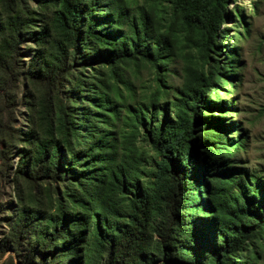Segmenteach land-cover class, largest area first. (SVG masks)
Returning a JSON list of instances; mask_svg holds the SVG:
<instances>
[{"label":"trees","instance_id":"16d2710c","mask_svg":"<svg viewBox=\"0 0 264 264\" xmlns=\"http://www.w3.org/2000/svg\"><path fill=\"white\" fill-rule=\"evenodd\" d=\"M229 1L60 0L56 23L63 38L54 41L50 62L43 64L45 72L54 74L30 75L49 88L52 75L64 81L80 38L88 50L83 64L106 68L113 80L98 81L96 97L84 112L89 146L78 149L74 124L72 135L65 129L63 141L38 143V156L51 168H61L63 162V174L70 172L66 176L88 179L90 187L96 183L88 186L92 207L80 200L87 215L49 218L53 233L48 234V227L39 231L41 244L53 247L52 241L64 238L61 247L74 256L77 244L89 235L92 244L107 250V264H125L150 245L155 251L148 264L162 259L172 264L168 255L177 256L175 264H244L242 259L261 264L264 177L239 164L245 135L230 117L235 107L229 91L220 93L224 83L236 86L237 49L225 47L221 67L212 56L221 52L214 47L220 22L242 18L239 11L225 14ZM7 3L0 0L6 11ZM19 32V21L0 13V93L15 79L8 57ZM48 35L43 28L37 39ZM143 71L153 83L139 101L130 77ZM177 75L181 82L172 83ZM195 210L203 217L194 216ZM30 223L25 220L24 227ZM71 227L77 232L67 240ZM80 259L66 264H82Z\"/></svg>","mask_w":264,"mask_h":264},{"label":"rangeland","instance_id":"374dc122","mask_svg":"<svg viewBox=\"0 0 264 264\" xmlns=\"http://www.w3.org/2000/svg\"><path fill=\"white\" fill-rule=\"evenodd\" d=\"M8 1V10L0 5V13L2 18L7 15L19 21L20 32L15 36L12 53L8 57L15 79L6 92L0 93V264H66L72 258H81L82 264H107V250L104 252L103 248L92 244L89 235L84 242L77 244L74 256L65 254L61 247L64 238L52 241L53 247L39 242V231L48 227V234L53 233V226L47 222L49 218L86 216L87 206L81 205L80 200L90 201L87 193L91 192L88 191V179L74 180L76 174L68 177L69 170L68 176L63 174V162L61 168L53 169L48 160L40 159L38 143H50L54 139L63 141L65 129H69L68 133L72 135L74 124L80 141L78 149L89 146L92 141L84 138L88 133L84 112L90 98L96 97L93 91L98 81L109 82L113 78L106 68L98 64H94V70L83 64L82 56L87 57L88 50H84L79 38L71 74L61 83L52 75L50 88L47 87L45 82L32 75L47 77L54 74L45 72L43 64L50 62L48 54L54 41L63 38L56 23L60 0ZM134 1L144 3V0ZM235 11H239L242 18H227L220 22L214 47L221 52H214L212 56L221 67L225 61V47L232 45L237 49L236 86L232 88V84L224 83L220 93L229 91L235 107L230 117L245 135V147L237 158L239 164L264 177V0H230L225 14ZM43 28L49 35L39 41L37 37ZM224 29L227 30L226 37H223ZM57 64L55 62L52 67ZM174 67L179 73V65ZM130 82L136 100L140 101L148 93L153 79L148 71H143L137 78L131 76ZM173 82L179 84L180 76H175ZM119 86L125 96L129 95L123 84L119 83ZM235 133L231 132V135H237ZM65 159L67 161L68 157ZM84 168L77 169L81 171ZM91 185L90 188L96 187V183ZM74 199L77 202L74 203ZM193 214L203 215L197 210ZM23 215H27V219ZM109 219L114 221L113 217ZM25 220L31 223L24 227ZM74 223L71 226L75 230ZM72 227L65 236L67 240L77 232L72 231ZM146 237H150V233L147 232ZM152 251H155L154 245L138 250L127 258L125 264H148ZM140 252L147 254L141 255ZM176 258L168 255L167 261L175 264L172 261ZM239 263L247 262L242 259ZM156 264H164V260ZM261 264H264V259Z\"/></svg>","mask_w":264,"mask_h":264}]
</instances>
